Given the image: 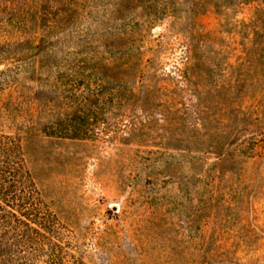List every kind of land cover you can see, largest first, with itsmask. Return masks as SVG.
I'll return each mask as SVG.
<instances>
[{
  "label": "rangeland",
  "instance_id": "1",
  "mask_svg": "<svg viewBox=\"0 0 264 264\" xmlns=\"http://www.w3.org/2000/svg\"><path fill=\"white\" fill-rule=\"evenodd\" d=\"M0 134L54 216L4 264H264V0H0Z\"/></svg>",
  "mask_w": 264,
  "mask_h": 264
},
{
  "label": "trees",
  "instance_id": "2",
  "mask_svg": "<svg viewBox=\"0 0 264 264\" xmlns=\"http://www.w3.org/2000/svg\"><path fill=\"white\" fill-rule=\"evenodd\" d=\"M53 219L26 167L19 139L0 134V264L12 261L16 245L43 235Z\"/></svg>",
  "mask_w": 264,
  "mask_h": 264
}]
</instances>
